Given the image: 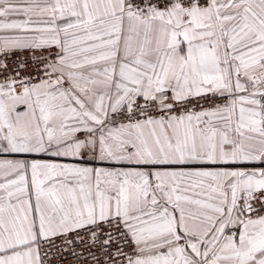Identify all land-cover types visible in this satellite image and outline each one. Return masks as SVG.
Returning <instances> with one entry per match:
<instances>
[{
	"label": "snow or ice",
	"instance_id": "1",
	"mask_svg": "<svg viewBox=\"0 0 264 264\" xmlns=\"http://www.w3.org/2000/svg\"><path fill=\"white\" fill-rule=\"evenodd\" d=\"M0 264H264V0H0Z\"/></svg>",
	"mask_w": 264,
	"mask_h": 264
}]
</instances>
